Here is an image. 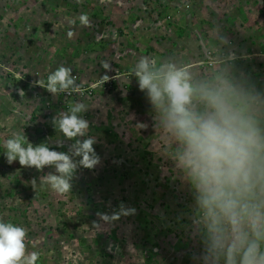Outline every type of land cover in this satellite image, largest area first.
Masks as SVG:
<instances>
[{"label":"rangeland","instance_id":"obj_1","mask_svg":"<svg viewBox=\"0 0 264 264\" xmlns=\"http://www.w3.org/2000/svg\"><path fill=\"white\" fill-rule=\"evenodd\" d=\"M247 1L0 0V220L26 230L37 264H196L200 212L172 159L180 145L154 122L133 71L146 56L186 68L193 83L264 94V0ZM60 66L78 92L38 85ZM77 101L89 106L101 163L78 169L70 192L33 188L54 168L9 165L3 142L24 130L34 146L66 152L74 141L52 121Z\"/></svg>","mask_w":264,"mask_h":264},{"label":"clouds","instance_id":"obj_2","mask_svg":"<svg viewBox=\"0 0 264 264\" xmlns=\"http://www.w3.org/2000/svg\"><path fill=\"white\" fill-rule=\"evenodd\" d=\"M133 75L154 122L180 145L172 159L194 189L200 212L196 264H264V94L228 79L193 83L186 68L171 62L158 67L146 56L138 59ZM38 85L55 96L80 89L71 68L64 66L47 77L46 85ZM88 111L77 101L53 118L63 138L74 141L66 152L47 142L34 146L21 130L3 142L7 163L18 161L38 171L54 168L39 177V184L33 179L32 187L70 192L78 169L101 163L97 138L89 135L84 117ZM55 143L63 147L62 139ZM134 212L122 205L119 214ZM26 235L23 227L0 220V264H37L39 253L27 252Z\"/></svg>","mask_w":264,"mask_h":264},{"label":"crops","instance_id":"obj_3","mask_svg":"<svg viewBox=\"0 0 264 264\" xmlns=\"http://www.w3.org/2000/svg\"><path fill=\"white\" fill-rule=\"evenodd\" d=\"M245 5H246V6H250L247 0H246V4H245ZM245 11H246V13H243V14H244V16L247 17V18H248V16H249V18H248V19H249V25H251L252 22L255 23V19H254L255 17L252 16L251 11L249 12L247 8H245ZM255 24H258V23H255ZM260 36H261V35H260ZM260 36L258 37V39L260 38ZM258 39H257V40H258Z\"/></svg>","mask_w":264,"mask_h":264}]
</instances>
